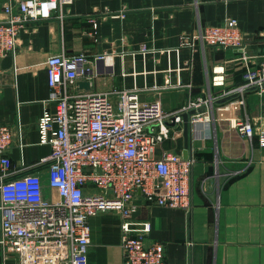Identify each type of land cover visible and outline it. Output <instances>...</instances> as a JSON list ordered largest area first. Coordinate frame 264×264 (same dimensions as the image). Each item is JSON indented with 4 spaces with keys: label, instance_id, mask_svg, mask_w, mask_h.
I'll return each instance as SVG.
<instances>
[{
    "label": "crops",
    "instance_id": "1",
    "mask_svg": "<svg viewBox=\"0 0 264 264\" xmlns=\"http://www.w3.org/2000/svg\"><path fill=\"white\" fill-rule=\"evenodd\" d=\"M8 1L18 0H0V20ZM228 17L245 33L255 65L263 64L264 0H72L50 18L26 24L16 53L0 57V125L21 133V146L14 136L6 151L12 172L40 170L46 180L45 166L34 164L50 151L49 143L39 141L37 121L55 108L47 81L51 55L84 53L89 71L76 82L89 79V91L135 92L140 101L159 99L167 111L211 99L198 107L203 110L194 114L197 120L189 117L191 208L157 205L136 191L130 226L150 223L146 242L163 244L165 264H264V147L256 134L241 136L231 124L250 120L256 132L263 130L264 92L246 91L243 105L238 95L217 102L242 82L239 53L202 46L198 39L181 43L199 24ZM216 65L224 67L222 86L210 84ZM76 82L70 91H86L77 89ZM169 126L170 137L156 147L154 157L161 149L182 154V116ZM89 222L88 264H123L119 215L105 210Z\"/></svg>",
    "mask_w": 264,
    "mask_h": 264
},
{
    "label": "built area",
    "instance_id": "2",
    "mask_svg": "<svg viewBox=\"0 0 264 264\" xmlns=\"http://www.w3.org/2000/svg\"><path fill=\"white\" fill-rule=\"evenodd\" d=\"M71 1L6 2L5 18L0 20V57L16 53L19 33L26 24L50 18L60 5ZM194 39L202 46L235 50L244 64L242 82L219 98L238 95L236 101L243 105L246 91L264 92V63L255 65L248 54L245 33L235 18L199 24L191 35L181 37V43L190 44ZM87 63L88 57L82 52L59 53L47 59L49 100L55 108L43 112L37 129L39 141L49 143L50 151L34 164L45 166V182L40 170L12 172V160L6 151L14 136L21 146V133L0 125L3 264H88L89 219L110 209L122 220L123 264H165L163 244L146 242L150 223L130 226L136 210L135 193L139 191L146 200L161 206L184 210L192 206V160L168 149H161L158 157L153 152L170 137L169 123H179L182 113L212 100L199 98L167 111L159 99L140 101L137 93L127 90L70 91L89 71ZM224 72L222 65L214 66L210 84L224 85ZM1 75L0 68V90ZM231 124L241 136L256 134L264 147V129L256 132L250 120H233Z\"/></svg>",
    "mask_w": 264,
    "mask_h": 264
},
{
    "label": "water",
    "instance_id": "3",
    "mask_svg": "<svg viewBox=\"0 0 264 264\" xmlns=\"http://www.w3.org/2000/svg\"><path fill=\"white\" fill-rule=\"evenodd\" d=\"M91 82L89 79L86 80H78L76 82L77 89H82V90H90L91 89ZM234 95H228L225 97H222L219 99L217 102H223ZM203 107H200L198 109H191L187 112L182 113V120H183V137H184V149L182 150V156L187 159H191L189 155V147L191 146V124L189 122V117L191 115H194L197 113V111H202Z\"/></svg>",
    "mask_w": 264,
    "mask_h": 264
}]
</instances>
